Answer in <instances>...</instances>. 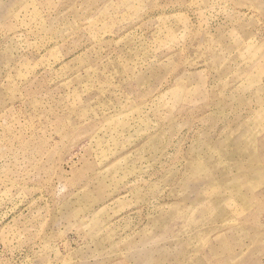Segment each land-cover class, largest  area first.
Here are the masks:
<instances>
[{"label":"rangeland","instance_id":"1","mask_svg":"<svg viewBox=\"0 0 264 264\" xmlns=\"http://www.w3.org/2000/svg\"><path fill=\"white\" fill-rule=\"evenodd\" d=\"M0 264H264V0H0Z\"/></svg>","mask_w":264,"mask_h":264}]
</instances>
